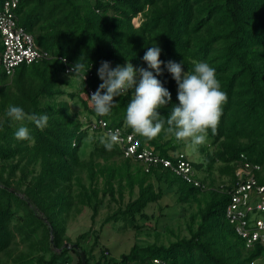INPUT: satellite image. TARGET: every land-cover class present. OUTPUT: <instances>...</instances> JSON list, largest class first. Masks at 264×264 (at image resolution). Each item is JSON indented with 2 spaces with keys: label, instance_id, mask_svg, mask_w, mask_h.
Listing matches in <instances>:
<instances>
[{
  "label": "trees",
  "instance_id": "obj_1",
  "mask_svg": "<svg viewBox=\"0 0 264 264\" xmlns=\"http://www.w3.org/2000/svg\"><path fill=\"white\" fill-rule=\"evenodd\" d=\"M15 13L49 57L17 67L12 77L6 75L0 59V252L19 238L42 252L34 264H59L58 258L70 249L76 253V264H81L75 249H51L70 242L65 214L73 204L72 182L78 186L77 202L91 209L92 221L101 204L100 191L114 200L116 191L122 198L123 187L130 196L137 189L136 196L108 214L101 226L123 219L138 227L137 217L146 218L145 208L162 195L150 181L155 176L175 186L179 201L197 203V213L188 224L189 236L168 244H134L115 259L106 249L95 256L96 235L93 245L83 249L86 264H162L154 259L168 264H250L257 260L259 248L245 249L225 217V208L240 161L260 164L256 179L264 184V0H18ZM154 43L162 49L161 61L182 62L184 71L192 72L195 62H207L227 94L216 132L208 131L207 145L214 148L201 147L205 152L201 159H190L178 149L182 141L166 131L148 140L127 127L125 111L132 90L114 98L108 116H97L90 104L86 89L96 91L102 83L97 76L101 61H110L113 68L127 61L147 69L142 57ZM2 50L0 35V57ZM76 63L84 65L80 73L72 72ZM161 68L159 76L147 70L171 93V102L157 110L167 120L178 103L177 85L164 65ZM70 100L79 103L81 110ZM9 105L20 106L27 114H47L48 126L40 130L27 119L8 118ZM80 112L85 114L84 121L79 119ZM99 119L107 127L133 133L139 150L150 146L173 163L174 156L184 153L195 172L205 173L198 178L200 185L161 165H149L146 171L141 161L124 156L117 143L106 150L102 141L108 136L100 127L91 129ZM21 126L29 129L31 139L15 138ZM85 142L90 150L83 158ZM215 167L218 185L211 174ZM44 218L53 228L52 242ZM86 236L84 232L77 237L80 248Z\"/></svg>",
  "mask_w": 264,
  "mask_h": 264
},
{
  "label": "clouds",
  "instance_id": "obj_2",
  "mask_svg": "<svg viewBox=\"0 0 264 264\" xmlns=\"http://www.w3.org/2000/svg\"><path fill=\"white\" fill-rule=\"evenodd\" d=\"M0 22H3L2 19ZM161 51L162 49L154 43L147 49L142 60L147 64V69H152L156 76L162 74L161 65H164L176 82L178 103L172 108L167 120L161 118L157 110L171 102V93L153 75V71L135 68L127 61L123 66L118 64L114 68L111 67L110 61L100 62L97 76L102 83L91 94L90 104L97 116H108L114 107V98L132 90L125 111L127 127L136 135L148 140L166 131L179 141H190V146L195 149L206 142L209 130L213 134L216 132L227 94L221 90L215 69L207 62H195L194 70L188 72L182 68V62L161 61ZM83 70L84 65L80 63H76L72 68V72L76 73ZM6 116L14 121L27 119L40 130L45 129L49 121L47 114H27L22 107L14 105H9ZM14 136L17 140L31 139L26 126L19 127ZM118 142V130L110 131L108 139L102 141L108 151Z\"/></svg>",
  "mask_w": 264,
  "mask_h": 264
},
{
  "label": "rangeland",
  "instance_id": "obj_3",
  "mask_svg": "<svg viewBox=\"0 0 264 264\" xmlns=\"http://www.w3.org/2000/svg\"><path fill=\"white\" fill-rule=\"evenodd\" d=\"M64 97V96H63ZM66 98V97H64ZM70 104H73L70 100ZM75 109L81 110L79 103L73 104ZM79 119L84 121L85 114L79 113ZM93 121V120H92ZM94 121L91 124V129ZM90 129V131H91ZM92 132V131H91ZM91 134V133H90ZM183 145L178 149L185 152L190 159L198 160L204 156L201 147L207 146L208 150L214 147L207 145V140L203 145L195 149L190 146V141L183 140ZM85 151L82 157H87L90 150V144L85 142ZM86 172L82 173L83 182H87L85 176ZM215 184L218 185L220 181L219 172L216 167L211 172ZM197 178L204 176V172H195ZM101 179L99 178V181ZM150 181L155 191L161 189L162 195L157 201L150 202L145 208L144 213L146 218L137 217L138 227L127 225L125 220L118 221L111 220L109 223H103L104 218L115 211L119 206H124L130 197H135L137 189L132 196L128 193L127 187L122 188V198H119V193L115 192V199L109 197V194L102 196L100 191L98 197L101 198V204L94 220L91 219V209L86 205L77 202L75 194L78 191V186L72 182L70 188V195L72 196V207L65 214L66 221L65 235L70 239L69 243H76L77 237L87 232L85 239L81 240V250H88L94 242L96 235H98L97 244L93 248V253L97 257L101 249H106L109 254L115 259L120 258L121 254L128 252L134 244L145 246L152 242L168 244L170 241L183 236H189L188 224L190 216L197 213L198 206L195 201L181 202L178 200V193L175 186H168L163 179H157L151 176ZM208 183V182H207ZM99 186L102 187V181ZM203 206V201L201 202ZM196 226V224L194 225ZM64 244V243H63ZM55 252L59 251L55 246H51ZM43 254L39 250L29 245L28 241H22L17 238L6 251L0 252V264H34L38 257ZM45 258L49 257L44 254ZM69 259L70 264H76V253L71 249L66 253V256L58 258L59 264H64V259ZM257 264H264L261 259L257 260Z\"/></svg>",
  "mask_w": 264,
  "mask_h": 264
},
{
  "label": "built area",
  "instance_id": "obj_4",
  "mask_svg": "<svg viewBox=\"0 0 264 264\" xmlns=\"http://www.w3.org/2000/svg\"><path fill=\"white\" fill-rule=\"evenodd\" d=\"M18 0H4L0 7V35L3 44L1 53V66L8 77H12L17 67L23 64H31L49 57V54L35 44L32 35L26 32L18 22L15 9ZM65 61V59H63ZM71 70V67L67 69ZM85 79L87 77L85 76ZM90 97L95 90L87 87ZM92 127H100L106 136L108 133L117 132L124 156L135 158L145 165L147 171L149 165H161L168 168L175 175L182 177L186 182L196 186L200 180L195 175V170L184 153L174 156L175 163L170 159L160 157L150 146H143L139 150V141L133 133L124 134L121 128L107 127L103 119L94 120ZM262 170L260 164L240 161L235 167L237 180L228 190L229 201L225 208V217L232 224L235 234L244 241L246 250L255 251L259 248L260 257L264 262V184L256 179V173ZM257 259V260H258ZM254 259L250 264H256ZM157 263L168 264L160 259H154ZM68 264V263H65Z\"/></svg>",
  "mask_w": 264,
  "mask_h": 264
},
{
  "label": "water",
  "instance_id": "obj_5",
  "mask_svg": "<svg viewBox=\"0 0 264 264\" xmlns=\"http://www.w3.org/2000/svg\"><path fill=\"white\" fill-rule=\"evenodd\" d=\"M44 221L47 222V227H48L49 235H50V242H52L53 241V228H52L51 224L47 221L46 218H44ZM63 248L75 249L80 256L81 264H86V255H85L84 251L81 250V248L76 243L64 242L63 246L59 247L58 249H59V251H61Z\"/></svg>",
  "mask_w": 264,
  "mask_h": 264
},
{
  "label": "crops",
  "instance_id": "obj_6",
  "mask_svg": "<svg viewBox=\"0 0 264 264\" xmlns=\"http://www.w3.org/2000/svg\"><path fill=\"white\" fill-rule=\"evenodd\" d=\"M69 264H70V262H69Z\"/></svg>",
  "mask_w": 264,
  "mask_h": 264
}]
</instances>
